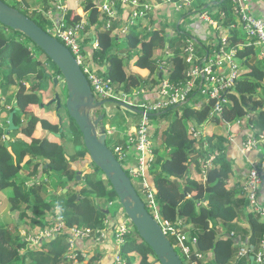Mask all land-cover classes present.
Returning <instances> with one entry per match:
<instances>
[{"label":"trees","instance_id":"16d2710c","mask_svg":"<svg viewBox=\"0 0 264 264\" xmlns=\"http://www.w3.org/2000/svg\"><path fill=\"white\" fill-rule=\"evenodd\" d=\"M2 1L30 18L44 31L51 28V21L44 13L30 12V0ZM137 1L140 4H151L150 0ZM87 2L91 3V0ZM161 2L162 0H157L158 4ZM193 9L196 14L205 11L220 27L227 29L230 25H236L232 0L209 3L194 0L188 11L177 14L180 18L178 22L170 25L168 36L162 29L164 24H161L162 28L158 24L159 28L144 29L142 32L139 31L141 25L134 24L124 41L127 52L120 55L115 48L116 33L112 35V31L126 21L108 18L94 5L86 17L83 33V37L89 32L93 36L84 38L82 44L88 45L94 39L93 59L99 67L105 64L104 61L109 63L108 70L102 71V76L112 81L119 94L134 90H154V87L157 90L162 81V71L159 69L161 58H157L155 52L165 49L169 51L170 56L167 57L168 69L165 68V75L171 84L184 86L190 68L185 61V49L188 45L192 43L197 62L202 65L220 49V43L215 46L208 40L190 41V34L181 29L184 18ZM108 20H111L109 29ZM77 21L69 20V24ZM196 24L197 29H200V24ZM209 28L211 30V27ZM201 29L204 32V28ZM213 31L214 36L216 34L218 37L217 30ZM246 40L248 42L245 43ZM254 40L247 38L239 25L230 29L228 48H235V56L241 62L243 74L232 90L225 94L227 103L222 104L221 113H213L216 101L209 98L198 107L189 106L198 94L203 93V90L199 89L201 81H197L187 98V104H177L149 116L152 127L151 141L160 137L159 146L153 142L151 144L152 160L148 168V176L155 180L158 188V193H155L156 211L161 221H166L174 227L179 226L190 238L196 239L195 246L190 247V253L187 256L181 254L183 264H251L249 258H237L239 246L257 249L264 235V224L252 213H246L245 224L240 225L238 217L247 209L248 203L243 198L235 197L239 192L240 195L245 194L244 186L234 184L227 191L223 190L222 181L229 178V169L220 166L226 164L225 152L229 146L227 137L231 132L249 127L246 130L264 134V59L258 57ZM31 44L33 43L21 33L0 24V87L16 88L13 97L16 107L11 106L6 110L4 105H0V115L7 114L6 118H0V189H12L13 195L8 202L11 212L16 213L13 223H0V264H17L19 261L22 264H71L72 261L67 258V232L59 233L51 240L41 241L39 245L30 247L20 233L21 225L27 229V233L30 230L45 229L52 225L48 216L52 214L51 221H61L67 228L102 231L106 229L105 222L110 220L109 216H115L118 208L121 213L123 210L119 203L111 208L114 209L113 212L107 207L106 204L117 201V197L100 170L90 161L82 135L66 111L67 122L61 125H54L46 119L25 113L30 106L42 104L39 92L41 89L35 82L48 79L45 73L52 74L49 71L52 69L55 72L54 77L62 78L55 65L33 44L47 58L51 67L43 68V61L37 58V54L30 47ZM133 56H138L134 66L147 69L148 77L141 78L130 71L129 61ZM132 80L135 82L131 83ZM26 84L29 86L26 87ZM112 102L114 103L110 104V107L130 113L132 125L138 127L141 119L139 113L119 106L117 103L121 101ZM106 110L102 112L105 115ZM10 113H13V124L17 128L11 133L7 132ZM170 113L174 117L169 122L163 121ZM240 121H243V125L238 124ZM154 123H159V126L154 128ZM39 129L46 135H60L59 143L50 141L46 136L34 138ZM203 130H212V133L204 134ZM10 135L13 137L14 146L6 139ZM68 144L72 146L73 154L66 151ZM110 149L114 150L112 147ZM261 152L264 156V145ZM215 153L217 155H214ZM173 154L191 161L187 166H183L180 162L172 161L170 156ZM212 156L213 169L206 171L203 166ZM26 158L28 159L25 161ZM83 163L91 165V169L81 179L76 180L77 165L82 166ZM120 163L123 165V162ZM216 166L220 167L217 169ZM203 174L206 175L205 182L195 179V176ZM51 175L59 180L61 190L66 189L65 193H49L48 179ZM62 179L66 182L62 183ZM131 182L147 206L139 186L133 179ZM102 201L106 206H102ZM104 209L108 210L110 215L105 214ZM148 211L151 215L154 214L152 210ZM123 216L131 232L119 248L121 262L159 264L152 250L140 239L128 218L124 214ZM74 253L78 264H99L102 257L96 250L84 253L76 247Z\"/></svg>","mask_w":264,"mask_h":264},{"label":"built area","instance_id":"2783aa9c","mask_svg":"<svg viewBox=\"0 0 264 264\" xmlns=\"http://www.w3.org/2000/svg\"><path fill=\"white\" fill-rule=\"evenodd\" d=\"M58 3V11L61 14V19L57 23L51 24V28L48 29L50 35L55 37L61 42L75 57L78 63L81 65L84 74L90 84V87L94 95L103 100H116L125 102L128 105L138 108L143 112L140 122L138 124L135 135L131 136L128 140L126 148L120 145H114L113 154L119 162L129 161V151H136L140 154V158L137 161L136 172L137 178L141 182V189L144 197L147 201L146 208L153 211V217L160 223L161 228L167 238L174 241V249H178L180 253L187 256L190 253V247L195 246L196 239L190 238L179 226H171L166 221H161L158 212L156 211V201L153 189L147 182V178L144 172L149 168L152 160L151 155V142H150V122L149 116L153 113H157L161 110H166L174 105L184 103L190 92L195 87V82H200L199 89L206 92L209 99L216 101L213 108V113L218 114L222 112V104L227 103L224 96L227 92L232 90L236 81L243 74L241 71V62L235 56V48H228V37L230 29H233L236 25H239L243 34L247 38L255 39V44L263 50L264 48V19H260L250 12L249 2L250 0H232L233 3V15L236 17V25H230V28L220 27L216 22L212 21L205 11L199 13V21L205 25L211 27L213 30H217L215 38L220 43V49L213 57H211L206 64L203 65L197 62V58L194 55V49L192 43L185 49V61L190 65L186 76L188 80L184 86H175L169 82L166 75H163L161 84L158 86L157 94L158 98L155 101H145L144 103H134L133 100H129L124 93L119 94L117 88L113 86L112 81L105 76H102L97 71L90 69L88 66L83 68L84 60V47H83V32L86 22L80 20L68 26L65 23V12L62 7V0H56ZM204 2H216L218 0H201ZM98 11L105 13L108 18L116 19L119 9H130L128 14L129 20L125 22L129 26H133L136 23L143 22L149 19V16L155 8L160 4H140L137 0H96ZM116 2V3H115ZM119 6H118V4ZM194 0H170V3L166 0L168 6L172 9L174 14L185 13L192 7ZM163 3V2H162ZM153 4V5H152ZM111 20L107 22V28H110ZM203 25H201L203 27ZM147 29L151 30V27ZM127 29L125 28L123 32ZM167 53V49H165ZM83 55V56H82ZM264 56V54H262ZM196 62V64H194ZM165 62L159 63L160 71L164 72ZM119 95H123V99L119 98ZM239 125H243V121L238 122ZM229 134V140H231ZM109 134L106 132V135ZM264 145V134L251 132L247 138L240 144V151L247 153L249 151L256 154L261 153V148ZM131 149V150H130ZM121 164V163H120ZM122 165V164H121ZM123 167V165H122ZM264 166L256 164L252 161L251 167L247 173L246 180L244 181L245 194H242V198L248 203L247 211L254 214L260 223L264 224V193L262 189L264 187V172L261 169ZM128 176L133 179L132 173L126 168ZM144 186V188H143ZM147 195L149 197L147 198ZM118 200L109 202L108 207L112 208L118 205ZM124 213L120 212L118 208L114 221L110 220L105 222L106 229L99 231L90 228H67L61 221H55L51 226L31 233L30 235H24L25 242L28 246L34 247L41 243V241H48L55 238L59 233H68V245L69 250L67 258L72 261L71 264H78L76 261L75 242L76 241H90L96 245H102L104 241L114 243L117 251L115 252L116 264H123L119 258L118 252L120 246L123 244L124 239L131 232ZM113 222L115 224H113ZM180 224V222H179ZM111 240V241H110ZM177 252V251H176ZM253 256V264H264V235L258 243L257 249H250L247 246H239L237 252V258H250Z\"/></svg>","mask_w":264,"mask_h":264},{"label":"crops","instance_id":"0c3cea01","mask_svg":"<svg viewBox=\"0 0 264 264\" xmlns=\"http://www.w3.org/2000/svg\"><path fill=\"white\" fill-rule=\"evenodd\" d=\"M48 2V3H47ZM150 3H157V0H150ZM163 2V0H162ZM160 3V5L155 8L153 10V12L151 13V15L149 16V19L143 22H139V24L141 25V28L139 29L140 32H142L144 29H147L148 27H157L159 28L161 26V24H164V28H161L166 31L167 36L169 35L168 33L170 32V28H171V24L175 21L178 22L177 19V14H174L172 12V9H170L171 7L167 5V3L163 2ZM31 3V8H30V12H42L44 13V15L48 18L49 21H51V24L53 23H57L60 21L61 19V14L56 11V9L54 8V6L52 5V1L49 2V0H30ZM47 3V4H46ZM98 4V2H96V0H91V3H88L87 0H62V4L65 5V23L66 25L70 26L69 24V20L71 22H73L74 20H86V17L89 13V10L91 9V7L94 6V4ZM249 8H250V12L251 14H253L254 16L260 18V19H264V0H250L249 2ZM130 9L126 8L124 11L121 9H119V12L117 14L116 19H122L124 21L129 20L128 14L130 13ZM194 11V12H193ZM193 12V13H191ZM190 13L187 14L186 18H196V22L199 23L200 25H203L200 21H199V13L196 14L195 13V9H193ZM67 16H69V18H67ZM185 19V18H184ZM128 24V22H127ZM158 24L160 26H158ZM122 25V24H120ZM119 25V26H120ZM118 27V26H117ZM204 28V32L201 29H197L195 32H191L189 33L191 36V40L190 41H194L195 39L198 40L200 39V41L203 40H208L211 41L212 44H214L215 41V36H214V31H211L210 28L208 26L203 25ZM212 29V28H211ZM188 33V32H187ZM93 34H91V32H89V34H86L83 38H89L92 37ZM214 39H213V38ZM116 45L118 46L119 44V35L118 33H116ZM248 42V40L245 41V43ZM94 43V39L91 40V42L88 45H84V60L87 62V66L90 69H93L99 73H102V71H106L108 70V66L109 63L105 62V64H103L102 67H99L94 59H93V53H92V44ZM169 51H156L155 52V56L157 58H161V54L162 53H166V57H165V65L164 68L168 69L167 67V56H169ZM263 54H264V48L262 50ZM138 57L133 56L131 58V60L129 61V69L130 71L137 75L140 76L141 78H146L148 77L149 71L147 69H141L138 68L136 66H134L135 61L137 60ZM264 59V56L262 57ZM162 59V58H161ZM163 60H161L162 62ZM166 69L164 72H161V76L163 77V75H165L166 73ZM135 82L134 80L131 81V83ZM29 84H26V87H28ZM1 88V87H0ZM6 88V87H5ZM136 91V90H134ZM132 91V92H134ZM142 91V95L144 96V101H155L158 98V94L156 89H152V90H139ZM7 95L5 97H0V104L7 105V109L9 110L11 106L15 105V101L11 100L9 102V99L11 97H14V94L16 93V88L15 87H7ZM40 92L41 95V100H42V104L38 105V106H30L29 108H27L25 113H31L33 115H35L38 118H42V119H46L48 122H50L51 124H63L67 122V118L61 114H59V111L57 112L55 109L54 105H50V100L52 98V94L51 92L45 91L44 93ZM126 93V92H125ZM50 94V96L48 98H46L45 96ZM125 95L129 96L128 93H126ZM10 107H9V106ZM43 105V107L41 106ZM5 115H7L5 113ZM9 116V115H8ZM0 118H3L2 116H0ZM60 119H61V123H60ZM131 123V124H130ZM133 123L130 122L129 118L128 121H125L123 123V126L120 125V128L118 127L117 129V135L111 137L108 136V138L114 142L115 144H111L113 145H120L123 146L124 148L127 147L128 145V140L129 138H131V136L135 135L137 127H134L132 125ZM139 124V123H138ZM249 129V127H245L241 130H237L233 135H230L231 140H229V136L227 137V140H229V146L227 148V151L225 152V158H226V164H222L220 166L222 167H226L227 169H229V178L225 179L222 181V188L223 190L227 191L228 189H230L234 184L237 185H243L244 181L246 180L247 177V173L249 171V168L251 167V163L252 161L256 164H261L264 166V156H262V152L260 154H256L255 152H247V153H242L240 151V144L242 141L245 140V138H247V136H249V134L251 133L250 130H246ZM150 130L152 131V129L150 128ZM204 134L210 135L212 133V130H207L204 131ZM122 134V135H121ZM151 135V132H150ZM43 136H46L50 141L53 142H57L59 143V138L58 137H53L52 135H46L43 133L42 130H38L37 133L34 134V138H41ZM7 138H9L8 141H10L11 143L14 142L12 135L7 136ZM6 138V139H7ZM25 141L29 142L27 139H25ZM150 142L152 144L155 143L156 145L159 146L160 143V137L159 139H155V141L152 139L151 141V137H150ZM71 146L70 144L66 145V151L68 150V147ZM72 147V146H71ZM73 149V148H72ZM131 150V149H130ZM68 154H73V152H69L67 151ZM214 155H217V153H215ZM170 158L172 159V161L175 162H180L182 163L183 166H187L188 163H190V159H186V158H182L180 157V155L177 154H173L170 156ZM214 157H211V160L209 162H207L203 168L204 170L206 169V171L213 169L212 167L214 166V163L212 162ZM28 158L25 159V161ZM220 166H216V168L218 169ZM75 169V168H74ZM262 172H264V168L261 169ZM23 173H25V171H23ZM81 174V173H80ZM148 168L145 170L144 175L146 176V180L148 182V184L150 185V187L153 189L154 194L158 193V188L156 187L155 184V180H151L148 176ZM195 179L200 180L202 179L204 182L206 181V175L203 174L201 176H195ZM62 183H65V180H61ZM48 188L49 193L55 192L58 188H60V191H62L63 193H65V190H61V185L59 183H57V181H49L48 184ZM8 190L7 189H0V223L2 224H10L14 222V215L16 213H12L11 209H10V205L8 200L10 199V196H8ZM65 191V192H64ZM262 192L264 193V187L262 189ZM236 199H242V194L240 195L237 193ZM198 206H200V204H198ZM247 209L238 217V221L240 223V225H244V221H245V217H246V213H248ZM56 214V213H55ZM54 214V215H55ZM48 216L50 217V219H53L52 214H48ZM263 224V223H261ZM21 235H26V231L27 229L21 225V228L19 229ZM36 231H39L38 229L36 230H30L29 233H27V236L30 235L31 233H34ZM31 247V246H30ZM75 247L76 249H81L84 251V253H92L93 251L96 250V252L100 253L102 255L101 260L99 262V264H116L115 262V252L117 251L114 243L109 242V241H104L103 244L101 246L99 245H93V243H91L90 241H76L75 242ZM99 248V249H98ZM106 249V252L105 250ZM105 252V253H104ZM17 264H22L21 261L17 262ZM25 264H31L30 262H26Z\"/></svg>","mask_w":264,"mask_h":264},{"label":"water","instance_id":"95a60500","mask_svg":"<svg viewBox=\"0 0 264 264\" xmlns=\"http://www.w3.org/2000/svg\"><path fill=\"white\" fill-rule=\"evenodd\" d=\"M0 24L24 35L39 48L58 69L62 79L53 78V84L60 83V89L65 92L63 109L77 125L84 147L92 164L100 170L105 180L111 186L124 215L133 225L140 239L152 250L159 264H183L180 256L163 232L160 223L151 215L146 205L137 194L130 177L125 172L113 151L107 145V135L104 126L105 105L113 104L112 100H99L94 95L81 65L71 52L55 37L41 29L34 21L8 6L0 0ZM56 102V109L61 108L59 95L56 94L50 102ZM185 101L178 106L185 105ZM119 106L143 112L118 102ZM43 107V105H41ZM16 107V103L14 105ZM136 109V110H135ZM61 123V119H60ZM61 125V124H60ZM17 128L13 124V113L8 116L7 132ZM60 135L57 134V137ZM9 138H7V141ZM80 179L77 173L76 180ZM66 191V190H65ZM64 191V192H65ZM109 214L108 210H103ZM253 264V256L249 258Z\"/></svg>","mask_w":264,"mask_h":264},{"label":"rangeland","instance_id":"374dc122","mask_svg":"<svg viewBox=\"0 0 264 264\" xmlns=\"http://www.w3.org/2000/svg\"><path fill=\"white\" fill-rule=\"evenodd\" d=\"M166 0H163V2H165ZM168 1V3H170V0H167ZM52 5L54 6V8L56 9V11H58V3H57V1L56 0H53L52 1ZM62 7L64 8V12L66 11V9H65V5H63L62 4ZM59 12V11H58ZM178 18H180V17H178L177 16V19ZM200 19V18H199ZM75 21V20H74ZM73 21V22H74ZM78 21H80V19L78 20ZM77 21V22H78ZM85 21V20H84ZM183 26L181 27V29L182 30H184V31H186V32H188V33H191L192 31L193 32H195L196 31V28H197V24H196V18H185L184 19V21H183ZM86 26V25H85ZM85 26H84V30H85ZM131 27L132 26H129L128 24H123V25H120V26H118V27H116L113 31H112V35H114L115 33H118V35H119V44H118V46L116 45L115 46V48H116V52L117 53H119L120 55H124V53H126L127 52V48H126V46H125V38H126V36L128 35V33L130 32V30H131ZM200 27L201 28H203L201 25H200ZM127 29L125 32H123V30L124 29ZM149 30V29H148ZM211 31H213V29H211ZM84 33V32H83ZM82 36H83V34H82ZM113 37V39L115 38L114 36H112ZM213 38V37H212ZM214 39V38H213ZM218 43V40L217 39H215V41H214V44L213 45H215L216 46V44ZM30 47H31V49L33 50V52H35V54H37V58H39V60H41V61H43V64H44V66H43V68H45V69H48V68H50L51 69V67L49 66V62H48V60H47V58H45L44 56H43V54L41 53V52H39L35 47H34V45L33 44H31L30 45ZM215 53H217V52H215ZM257 53H258V57L259 58H261L262 59V57H263V52H262V49H261V47H259V46H257ZM83 56V55H82ZM136 57H138V56H136ZM165 57H166V53H162L161 54V60H163V62L165 61ZM167 57H170V56H167ZM46 66H47V68H46ZM87 66V62L85 61V60H83V68H85ZM51 73H52V75L53 74H55V72H54V70L52 69V70H49ZM107 71V70H106ZM103 72H105V71H103ZM102 72V73H103ZM102 73H101V75H102ZM31 84V83H30ZM34 84H36L37 86H38V88L39 89H41L39 92H42V93H44L45 91H50L51 92V94H53L52 93V89H51V82H50V80H48V79H46V80H44L43 82H39V83H37V82H35ZM53 84V83H52ZM154 89H155V87H154ZM61 90V89H60ZM60 90H58V93H60V95H61V97H62V99L63 100H61V106H62V109H63V107H64V104H63V102H65V92L64 91H60ZM142 91H139V90H136V91H134V92H130V93H128V95L129 96H127L128 97V99L129 100H133L134 101V103H144L145 101H144V96L142 95V94H139V93H141ZM7 88H5V87H1L0 88V97H5L6 95H7ZM41 93V94H42ZM124 94H126V93H124ZM50 96V94H48V95H46L45 97L46 98H48ZM55 97V96H54ZM119 98H121V99H123V95H119ZM11 100H13V97H11L10 99H9V102L11 101ZM207 100H208V95H207V93L206 92H204V93H202L201 95L200 94H198L196 97H195V99L193 100V101H191L190 102V107H198L202 102H207ZM123 103H125V102H123ZM125 104H127V103H125ZM1 105V104H0ZM3 105V104H2ZM128 105V104H127ZM9 106V105H8ZM10 107V106H9ZM105 107H106V118H105V120H104V126H105V129H106V132L107 133H109V134H107V137L108 136H113V138H114V136L115 135H117V128L119 127L120 128V125H122L123 126V123L125 122V121H128V118H131V114L130 113H127V112H125L123 109H116V107H110V104L109 105H105ZM104 107V108H105ZM4 108L5 109H7V105L6 104H4ZM136 110V109H135ZM62 111V110H61ZM61 114L62 115H64L65 117H66V113H65V111H62L61 112ZM0 116H2L3 117V119L4 118H6V115H5V113H2ZM112 117V118H111ZM174 117V115L172 114V113H170L169 115H168V117L167 118H165L163 121H167V122H169L172 118ZM111 118V119H110ZM130 120V122H132L131 121V119H129ZM158 122H160V121H158ZM133 123V122H132ZM131 124V123H130ZM119 125V126H118ZM157 126H159V123L158 124H156V123H154L153 124V127L154 128H157ZM2 127L4 128L5 126L4 125H2ZM150 128L152 129V127L150 126ZM122 135V134H121ZM112 140V139H111ZM109 138L107 139V144H108V147L109 148H113V146L111 145V144H115L114 142H112ZM13 143H11V146H14V145H12ZM67 151H69V152H73V149H72V147L71 146H69L68 147V150ZM140 158V154L138 153V152H136V151H129V161H124L125 163H123V168H124V170H125V172L126 173H128L127 171H126V168L130 171V173H132V175H133V178L135 179L134 181L136 182V184L139 186V188H140V191L142 192V189H141V182H140V180L138 179L139 177L138 176H136V172L138 171V169H137V161H138V159ZM77 169H78V172L79 173H81L80 174V179L85 175V173H88L89 172V169H91V165H89V164H85V163H83L82 164V166H79V165H77ZM77 172V173H78ZM138 177V178H137ZM49 181H57V183H59L60 184V182H59V180L55 177V176H50L49 177V179H48ZM140 184V185H139ZM143 188H144V186H143ZM49 189V188H48ZM8 191V196H12L13 195V192H12V189H7ZM50 190V189H49ZM55 192H57V193H60V188H58ZM143 194V193H142ZM149 197V195H147V198ZM146 199V198H145ZM101 204H102V206H106L107 205V207H108V203L105 205L104 204V201H102L101 202ZM110 210H111V212H113L114 211V209H111L110 208ZM110 215V214H109ZM114 215H112L111 216V221H114ZM52 220V219H51ZM50 220V223L51 224H53L54 223V221H51ZM113 224H115L114 222H113ZM125 240V239H124ZM111 241V240H110ZM173 244V247L175 246V243H174V241H172V240H170ZM93 245H95V242L93 243ZM99 246H101V245H99ZM99 249V248H98ZM103 250H105V252H106V249H103ZM176 251H177V253H178V255L181 257L182 255H181V253H180V251L176 248L175 249ZM104 252V253H105ZM182 259V258H181Z\"/></svg>","mask_w":264,"mask_h":264},{"label":"flooded vegetation","instance_id":"af4514ba","mask_svg":"<svg viewBox=\"0 0 264 264\" xmlns=\"http://www.w3.org/2000/svg\"><path fill=\"white\" fill-rule=\"evenodd\" d=\"M45 76L48 78V80H50V82H51V89H52V98H51V100H50V102L54 99V96L56 95V94H58L59 95V98H60V104H61V100H63L62 99V97H61V95H60V93H58V90H60V83L58 82V84L55 86L54 84H52L53 83V81H52V79L53 78H55L52 74H49V73H45ZM58 79H59V81H61V79L62 78H60V77H57ZM61 91V90H60ZM63 104H64V102H63ZM50 105H54L55 106V109H56V102L54 101V102H52V103H50ZM65 111L64 109H62V106H61V108L59 109V110H56L57 112L59 111V114H60V112H62V111Z\"/></svg>","mask_w":264,"mask_h":264}]
</instances>
